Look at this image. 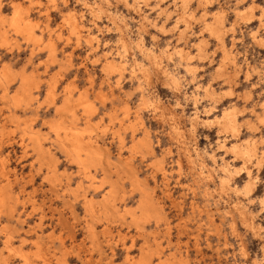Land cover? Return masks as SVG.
<instances>
[{
  "label": "rangeland",
  "instance_id": "obj_1",
  "mask_svg": "<svg viewBox=\"0 0 264 264\" xmlns=\"http://www.w3.org/2000/svg\"><path fill=\"white\" fill-rule=\"evenodd\" d=\"M261 9L0 0V264H264ZM16 12L34 39L12 28ZM56 122L93 141L88 163Z\"/></svg>",
  "mask_w": 264,
  "mask_h": 264
},
{
  "label": "bare ground",
  "instance_id": "obj_2",
  "mask_svg": "<svg viewBox=\"0 0 264 264\" xmlns=\"http://www.w3.org/2000/svg\"><path fill=\"white\" fill-rule=\"evenodd\" d=\"M107 1V0H106ZM184 1V0H183ZM66 2V1H65ZM85 2V1H84ZM147 2V1H146ZM86 3V2H85ZM185 3H186V1H185ZM95 5H97V2L95 3ZM199 5V4H198ZM251 5V4H250ZM19 6V5H18ZM88 6V5H87ZM102 6V5H101ZM185 6H187V4H185ZM199 7V6H198ZM91 8H93V7H91ZM251 8V7H250ZM253 8V7H252ZM251 8V10L253 11V9ZM246 11H247V9H246ZM243 12V11H242ZM251 13V12H250ZM249 13V14H250ZM248 14V13H247ZM247 14H246V16H247ZM248 14V15H249ZM15 17H14V19H13V21H12V28L13 29H15V31L16 32H19V33H23V34H26L27 35V38H29V39H34L35 38V36H34V33H33V27H32V25L30 24V22H24L23 23V16H22V13H20V12H16L15 13V15H14ZM117 16V15H116ZM116 16H115V18H116ZM249 17H251L250 15H249ZM119 18H120V16H119ZM187 18V17H186ZM144 19H148V18H145L144 17ZM191 19V18H190ZM246 19H248V17L246 18ZM124 20V19H123ZM218 20V19H217ZM219 21H220V19H219ZM80 23V22H79ZM81 24V23H80ZM121 24V23H120ZM76 25V24H75ZM57 26V25H56ZM217 29V28H216ZM79 30V29H78ZM210 31V30H209ZM218 32V31H217ZM216 32V33H217ZM219 33V32H218ZM123 35V34H122ZM93 36V39H95L96 37H97V35H92ZM221 37H222V35H221ZM220 37V38H221ZM5 38H7V37H5ZM98 38V37H97ZM121 39V38H120ZM139 39V38H138ZM1 40H5V39H1ZM122 45L123 44H125V37L124 36H122ZM142 40V39H141ZM140 40V41H141ZM258 40V39H257ZM6 41V40H5ZM4 41V42H5ZM139 41V40H138ZM127 42V41H126ZM98 43V42H97ZM141 45V44H140ZM126 46V45H125ZM143 46V45H142ZM146 46V45H145ZM199 46L200 45H198V48H199ZM123 47V46H122ZM127 47V46H126ZM125 47V48H126ZM129 47V46H128ZM201 47V46H200ZM124 48V49H125ZM145 48V47H144ZM147 48V47H146ZM150 49V48H149ZM200 49H202V48H200ZM151 50V49H150ZM216 50V49H215ZM128 51V50H127ZM151 52V51H150ZM181 52V51H180ZM143 53V52H142ZM152 53H153V51H152ZM147 55V54H146ZM145 55V56H146ZM150 55V54H149ZM148 55V56H149ZM157 55V54H156ZM160 55V54H159ZM169 55H170V53H169ZM183 55H185L184 53H183ZM182 55V57H184ZM151 56H152V54H151ZM150 56V57H151ZM117 57H118V59H110L111 61H109L110 62V64H112L113 66L115 65V62H119V63H123L124 62V60L123 59H121L122 58V56L121 55H117ZM157 57V56H156ZM124 58V57H123ZM153 58V57H152ZM156 59V58H155ZM154 59V60H155ZM183 59V58H182ZM140 60V59H139ZM151 60V59H150ZM135 62H136V60H135ZM143 62H145V61H143ZM155 62H157V60L155 61ZM155 62H154V64H155ZM137 63H139V62H137ZM136 63V64H137ZM158 63V62H157ZM159 63H160V61H159ZM228 64V63H227ZM6 65V64H5ZM144 65V64H143ZM158 65V64H157ZM117 66V65H116ZM160 66V65H159ZM7 68V67H6ZM8 68H10V67H8ZM142 68V67H141ZM144 68H146L145 67V65H144ZM150 68V67H149ZM136 69V68H135ZM10 70V69H9ZM9 70H7V71H2V73H4L5 75H7V72L9 71ZM149 70V69H148ZM147 70V71H148ZM164 70V69H163ZM143 71V70H142ZM165 72H166V74H167V76H170L171 78H173V80H174V82H177V77H176V74H174L172 71H168V69H165L164 70ZM55 72V71H54ZM145 73V72H144ZM148 74L147 75H149V72H147ZM0 74H1V72H0ZM10 74H11V72H10ZM10 74L8 75V76H10ZM144 75H146V74H144ZM1 76V75H0ZM230 76V75H229ZM232 76V75H231ZM3 77V76H2ZM6 77V76H5ZM8 78V77H7ZM17 78V77H16ZM14 78H12V80L11 81H14L13 80ZM24 79V81L26 82L27 80H28V78L26 77H24L23 78ZM3 80H5L4 78H3ZM31 80V79H30ZM27 81V84H29L31 81ZM33 80V79H32ZM0 81H2V80H0ZM6 81V80H5ZM8 81V80H7ZM169 81H171V80H169ZM9 82H10V78H9ZM19 82V81H18ZM29 82V83H28ZM173 82V83H174ZM179 82H180V80H179ZM227 82V81H226ZM2 83H4L3 81H2ZM5 83H7V82H5ZM12 83V82H11ZM32 83V85H36V83H34V82H31ZM175 84V83H174ZM179 84V83H178ZM177 84V85H178ZM1 85V84H0ZM3 85H5V84H3ZM14 85V84H13ZM30 85V84H29ZM34 85V86H35ZM10 86V85H9ZM37 86V85H36ZM4 87H6V86H4ZM27 87H28V85H27ZM31 86H29V88H30ZM28 88V89H29ZM5 89H9V88H5ZM32 89V88H31ZM26 91V90H25ZM7 92V91H6ZM5 91H4V93H6ZM27 92V91H26ZM26 92H25V94H26ZM51 92H52V90H51ZM16 93V92H15ZM19 92H17V94H18ZM22 93V92H21ZM53 93V92H52ZM208 93V92H207ZM16 94V95H17ZM23 94V93H22ZM49 94H51V93H49ZM15 95V94H14ZM30 95V94H29ZM79 95H81V94H79ZM5 96H7V93H6V95ZM19 96V95H18ZM17 96V97H18ZM26 96V95H25ZM48 96H50V95H48ZM23 97V96H22ZM22 97H21V99H22ZM52 97H53V94H52ZM51 96H50V99L52 98ZM70 97V96H69ZM195 97H197V96H195ZM12 98H13V96H12ZM18 98H20V97H18ZM54 98V97H53ZM52 98V99H53ZM17 99V98H16ZM14 100H15V98H14ZM19 100V99H18ZM17 100V101H18ZM78 100H79V98H78ZM78 100H77V102L76 101H74V102H72L74 105L73 106H75V102H76V104L78 103ZM53 101V100H52ZM146 101V100H145ZM16 102V101H15ZM18 102H20V101H18ZM71 102V101H70ZM69 103V102H68ZM80 103L82 104V105H80ZM90 103H91V101H90ZM88 101H87V96H82L81 98H80V102H79V105L80 106H84V108H85V111H92L93 112V109L95 108H93V106H94V104H93V106L90 104ZM71 105V104H70ZM76 108V107H75ZM93 108V109H92ZM69 109V111H73L72 109H70V108H68ZM92 109V110H91ZM160 109V108H159ZM158 109V110H159ZM64 110V109H63ZM75 110V109H74ZM231 111V110H230ZM232 111H234V109L232 110ZM89 112H88V114H89ZM235 112V111H234ZM71 113V112H70ZM73 113H75V112H73ZM72 114V113H71ZM159 114V113H158ZM225 114L227 115V113L225 112ZM229 115H227L226 116V121L225 122H223V125H225L224 127H229V128H231L234 132H237V131H239L240 130V128H239V130H238V124H236V120H235V117L234 116H231V112L230 113H228ZM235 114V113H234ZM64 117V116H63ZM221 118H223L222 116H221ZM224 119V118H223ZM209 121V120H208ZM211 121H212V119H211ZM217 121H220V120H217ZM62 122V121H61ZM63 123V122H62ZM56 124H57V122H56ZM58 125V124H57ZM223 125H221V126H223ZM173 127H174V125H173ZM55 127H53L52 129H54ZM56 134L58 135V137L59 136H62V137H64V139H65V141H68L70 144H71V146L73 147V150L72 151H74V153L75 154H77L76 155V157L78 156L79 158H80V160H81V162L84 164L85 162H87V161H85V160H88L87 158L89 157H87L86 159H84L83 158V155L85 154V155H89V147L90 146H93V141L91 140V139H89V140H85V138H84V136H83V134H81V133H79L80 132V130H79V132H77V129H75L74 127H72V126H64V125H62V124H60V125H58V126H56ZM191 130V129H190ZM243 130V129H242ZM227 139V138H226ZM253 141V140H252ZM255 143V142H254ZM233 144H235V143H233ZM240 144V143H239ZM247 144V143H246ZM252 144V143H251ZM40 145V144H39ZM239 145H237V146H234L233 148H234V150L235 151H239V153L241 152H244V154H250V152L252 151L251 150V148L250 149H248L247 148V150L245 149V151L244 150H242L240 147H241V144H240V147H238ZM39 147V146H38ZM230 147V146H229ZM246 147V146H245ZM248 147V146H247ZM232 148V149H233ZM243 148V147H242ZM40 149V148H39ZM186 150L188 149V148H185ZM92 151V150H91ZM90 151V152H91ZM105 152V151H104ZM107 152V151H106ZM72 153V152H71ZM93 153H95V152H93ZM236 153V152H235ZM253 154V153H252ZM84 155V156H85ZM93 155V154H92ZM190 155V154H189ZM197 155H199V153H197ZM255 155H256V152H255ZM95 156V155H94ZM211 156V155H210ZM246 156V155H245ZM77 157V158H78ZM86 157V156H85ZM90 157H91V155H90ZM103 157V156H102ZM247 157V156H246ZM93 158V157H92ZM95 158V157H94ZM104 158V157H103ZM189 159L191 160V161H193V158H192V156L190 155V157H189ZM253 159V158H252ZM77 160V159H76ZM91 160V159H90ZM103 160V159H102ZM259 160V159H258ZM89 161V160H88ZM119 161V160H118ZM251 161V160H250ZM78 163H79V161H78ZM88 163V162H87ZM92 163L93 162H91V164H90V162H89V164H90V166L92 165ZM81 164V163H80ZM130 164V163H129ZM84 166V165H83ZM87 166H88V164H87ZM81 167V166H80ZM89 167V166H88ZM107 168V167H106ZM208 169V168H207ZM4 170V169H3ZM89 170V169H88ZM222 170L224 171L223 173H225V175L224 176H222V181H224V182H228L227 181V179H228V177H229V175H232V174H230V172H231V170H230V168H229V166H227V164H225L223 167H222ZM9 171V170H8ZM208 171V170H207ZM247 171H248V169H247ZM156 172V171H155ZM232 173V172H231ZM208 176V175H207ZM248 176H251V172H250V170H249V172H248ZM211 177V176H210ZM33 178V177H32ZM252 179H254L253 177H251ZM229 180V179H228ZM253 181V180H252ZM255 181V180H254ZM223 182V183H224ZM57 183V182H56ZM246 184H248V183H246ZM254 185V184H253ZM253 189H254V187H252L250 184H248V186H247V190L249 191L248 193H250V192H252L253 191ZM22 191V190H21ZM244 192V191H243ZM58 193V192H57ZM244 194V193H243ZM63 195V194H62ZM64 198V197H63ZM262 198H263V196H262ZM175 200V199H174ZM68 201V200H67ZM262 201V200H261ZM172 203V202H171ZM176 203V202H175ZM264 203V202H263ZM73 205V204H72ZM263 205V204H262ZM178 206V205H177ZM236 208H238V209H241V210H243V211H246L245 210V206L244 205H241V204H238V205H236ZM248 208V207H247ZM201 210H203V209H201ZM248 210V209H247ZM251 212V211H250ZM244 214V213H243ZM242 214V215H243ZM249 218V217H248ZM246 219H247V217H246ZM249 220V219H248ZM254 220V219H253ZM253 220H252V224H253ZM79 221V220H78ZM246 221V220H245ZM251 221V220H250ZM249 221V222H250ZM94 223V222H93ZM251 223V222H250ZM251 224V225H252ZM101 231V230H100ZM97 233V232H96ZM158 233H160L159 231H158ZM141 235V234H140ZM145 239V238H144ZM147 240V239H146ZM11 253V252H10ZM109 258H111V257H109ZM110 261H111V259H110ZM141 262V261H140ZM142 264H149V263H147V262H144V263H142Z\"/></svg>",
  "mask_w": 264,
  "mask_h": 264
},
{
  "label": "snow or ice",
  "instance_id": "obj_3",
  "mask_svg": "<svg viewBox=\"0 0 264 264\" xmlns=\"http://www.w3.org/2000/svg\"><path fill=\"white\" fill-rule=\"evenodd\" d=\"M261 22L264 23V9H261V16H260ZM111 187V185H109V188ZM104 222H101V224L103 225Z\"/></svg>",
  "mask_w": 264,
  "mask_h": 264
}]
</instances>
